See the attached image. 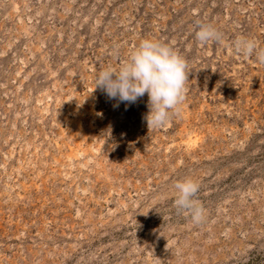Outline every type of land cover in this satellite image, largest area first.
I'll return each mask as SVG.
<instances>
[{"label": "rangeland", "instance_id": "obj_1", "mask_svg": "<svg viewBox=\"0 0 264 264\" xmlns=\"http://www.w3.org/2000/svg\"><path fill=\"white\" fill-rule=\"evenodd\" d=\"M241 38L264 50V0H0V264H264V63ZM146 39L189 72L156 129L147 94L95 90Z\"/></svg>", "mask_w": 264, "mask_h": 264}, {"label": "clouds", "instance_id": "obj_2", "mask_svg": "<svg viewBox=\"0 0 264 264\" xmlns=\"http://www.w3.org/2000/svg\"><path fill=\"white\" fill-rule=\"evenodd\" d=\"M222 34L211 25L199 24L196 39L206 44L210 40L219 41ZM237 53L244 56L255 54L264 63V50H259L257 42L241 38L234 42ZM186 60L173 48L159 41L143 40L119 68L108 66L95 80V90L99 89L109 100L135 104L145 94L148 96V112L143 119L149 129L166 126L186 100L188 81ZM198 182L185 179L175 184L179 210H187L194 223L204 219V209L194 197L199 191Z\"/></svg>", "mask_w": 264, "mask_h": 264}]
</instances>
